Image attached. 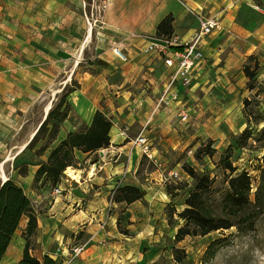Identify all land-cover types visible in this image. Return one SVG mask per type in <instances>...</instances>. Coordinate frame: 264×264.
Listing matches in <instances>:
<instances>
[{
  "label": "crops",
  "instance_id": "crops-1",
  "mask_svg": "<svg viewBox=\"0 0 264 264\" xmlns=\"http://www.w3.org/2000/svg\"><path fill=\"white\" fill-rule=\"evenodd\" d=\"M67 1L70 2L69 5ZM104 1L106 5L100 15L102 23L95 30L87 13V24L86 18L84 20L76 16L78 13L81 15L84 10L82 0H9L5 17L0 20V182L11 177L31 199L37 226L30 238L29 253L36 255L40 264L45 254L59 264L62 255L57 249H66L79 242L85 243V247L80 252L77 264H125L130 259L140 260L143 254L132 252L135 247H132L133 241L137 236H126L117 230L118 215L112 212L116 203L110 200V191L124 184H136L145 191L143 198L126 203L125 211L122 212L126 213L129 221H134L128 226L139 234L142 225L155 219L148 212V209H153L150 204L157 207L159 205V202L154 200L153 203L149 201L145 207L141 205V200L162 199L167 193L164 189L166 182L161 179L157 169L146 171L144 181L139 179L136 172L139 149L133 146L132 138L143 132L149 120L144 122L134 136L127 133L128 127L123 129L115 122L112 123L109 145L99 149L96 152L98 156L89 160V168H67V175H72L75 170L77 175L72 178L77 179L80 175L81 179L79 183L65 182L60 175L56 186L59 185L62 191L58 195L43 185L40 186L41 179L33 184L34 173L39 162L45 159V154L39 156L36 160L38 163L28 162L25 174L18 172L20 168L18 169L17 165L24 160L26 145L52 107V98L43 103L41 117L33 126L29 125L28 114L33 110L40 90L48 87L53 79L49 74L54 69L65 68L64 55L75 54L71 67L73 71L82 62L79 53H90L89 63H92L93 67L99 66L101 72L98 76H84L91 79L93 85L82 87L81 91L87 93L78 100H74L72 96H78L79 90H71L67 101L69 104H73L70 103L73 101L78 106H75L78 121L70 120L69 115L63 119L56 142L65 137L67 132L78 129L80 124H89L93 113L98 109L99 94L107 91V88H120L125 83H131V70L132 73H135V70L139 73L142 67L148 64V68L153 69L156 76L161 79L166 77L162 87L170 80L173 68L166 66L158 54L145 53L142 49L145 42L155 36L156 23L167 14L173 15L172 34L180 41L190 38L198 30L200 18L214 12L221 14L222 28L203 36L200 40V47L206 57L203 66L196 70L187 87L184 88L178 81L175 82L180 96L185 94L184 91L194 89H203L214 94L223 92V96L228 93L236 94L238 78L239 85L246 81L242 68L247 55H259L264 46V20L254 31L241 27L238 20L243 11L244 14H249L241 3L246 2L251 7L256 4L255 0ZM114 45L122 48L130 62L127 69L121 72L122 75L116 71L118 63L122 60L113 52ZM150 54L152 56H149ZM53 55L57 57L54 58ZM147 57L150 60H147ZM262 58L264 60V57ZM257 59L258 65L263 64L261 56ZM261 70L260 79L264 77ZM104 76L108 80L100 83L99 81L105 79ZM68 79L61 82L62 88ZM89 87L91 92L87 90ZM129 87L127 91H115L132 97L128 101L131 111L126 117H121L123 121L132 123L136 119L132 113L138 111L135 102L139 94H135ZM15 88L26 89L21 99L9 97ZM32 96L33 98H30ZM208 100L210 107L217 101L211 97ZM234 105V99L224 102L223 113L227 115L226 120L231 122L229 127L239 131L243 126L236 127L233 121L243 116L239 114L238 109L233 108ZM158 106L160 105L157 103L155 108ZM118 109L121 111V107ZM74 150L75 157L82 155L81 158H84L87 154L78 149ZM103 218L107 224L104 230H99V221ZM136 219L141 222L136 223ZM26 220L27 217L23 216L19 221L1 264H13L22 256L25 244L22 233Z\"/></svg>",
  "mask_w": 264,
  "mask_h": 264
},
{
  "label": "rangeland",
  "instance_id": "rangeland-1",
  "mask_svg": "<svg viewBox=\"0 0 264 264\" xmlns=\"http://www.w3.org/2000/svg\"><path fill=\"white\" fill-rule=\"evenodd\" d=\"M8 1L9 0H0V20H3L5 17L9 5ZM82 2L84 4V10L81 15L78 13L76 16L79 19L85 20V13H87L90 21L93 23L94 30L97 29L99 24L102 23L100 15L103 10V1L82 0ZM254 2L256 4L252 5H259L260 7L264 5V2H260V0H255ZM69 4L70 2L67 1V5ZM243 5L247 10L246 12L249 14H244L245 11H243V13L239 15L238 20L240 26L254 31L264 20V13L254 10L252 5L250 7L246 2L241 3V6ZM262 8L264 9V7ZM254 14L257 16H254ZM64 56V61L66 62L65 68L63 70L54 69V71L49 74V77L52 75L53 79H51L48 87H44L40 90L39 96L36 97L34 101V108L28 114V122L30 126H33L40 119L43 103L49 98H52L51 105H54L63 93L62 89L65 86L71 85L73 78L75 79V82L78 83V87L75 89L79 91L77 92L78 96L72 97L74 100H78L79 97H82L87 93V91H81V88H84L85 85H93L91 79H87V77L84 76H98V73L101 72L99 66L93 67L91 66L92 63H89L90 53H79V58L82 59V62L73 71H71V67L75 54ZM149 56H152V54ZM259 56H261L262 60V57H264V46H262L259 55H247L243 66L247 64L250 69H252L256 62L255 76L251 80L246 77V81L241 83V85H239L238 78V85H236L238 91L236 94L231 95V93H228L223 96V94H225L223 92H217V94H214L209 91L205 92L203 89L184 91L185 94L179 97V101H181L180 104L185 106V110L189 112L187 120H182L181 116L177 114L176 105H174L175 107L160 105L155 108L158 103V94L163 88L162 85L166 77L161 79L160 76H156L154 70L148 68V64H145L139 73H137V70H135V73H132L133 71L131 70V83H125L120 88H107V91L99 94V101L97 103L98 109H102L105 114L112 119V123L115 122L117 126L123 127V129H126L124 127H128L126 131L129 135H136V132L140 130L144 122L149 120L148 124L144 127L143 132L144 134L146 133L151 146L157 150V156L162 161L164 169L177 168L181 175L180 178L173 181H167L164 184V189L167 191L166 195L163 196L164 198L141 200V205L145 207H147L149 201L152 203L154 200L159 202L158 207L154 204H150L153 209H148V212L151 216H154L153 218L155 219H151V222L141 226V234L135 229L132 230L131 227L128 226L129 223H133L134 221H129L126 213H122L125 211L126 203H124V201H115L116 206L112 212H115L118 215L116 218L117 230L126 236H137V239L133 241L132 247H135L132 252L133 254H143V257L139 260L141 263L264 264V209H262L261 213H258L253 229H250L249 231L244 232V230L231 226L230 228H223L222 230L218 229L209 231L205 235L192 234L186 235L178 241L174 239V233L177 226L182 222V219L179 218L177 212L182 210L185 206V198L191 191L195 182L193 176L189 175L187 171L184 170L185 165L193 167L199 174L209 175L210 184L206 192L207 204H209L211 209L218 215L225 214L222 207L221 197L222 193L228 189L227 179L230 173L222 166L219 159L220 155L226 154L227 147L230 143H233V134L241 133L247 126L256 131L263 124H258L255 121L258 114L264 110V77L260 79L259 75L261 69V71L264 72V60H262L263 64L258 65L259 61L257 58H259ZM53 57L56 58L57 56L53 55ZM127 60V62L120 61L118 63V66L116 67L118 74L122 75L121 72L127 69V66L130 63L128 58ZM147 60H150V58L147 57ZM88 63L90 65H88ZM70 72L71 74L69 75ZM104 78L105 79L99 82L102 83L104 80H108L106 76H104ZM115 78H117V76H115ZM148 78H152V80H149ZM66 79H68L67 84L62 88L61 82ZM106 86L107 84L104 85V87ZM128 87L132 88L131 91L135 94H139V97L135 102L138 111H133L132 115L136 119L132 123H127L121 118L126 117V115L129 114V111H131L132 108L128 107L130 105L128 101L132 97L129 95L125 96L124 93L119 94L118 91H115H127L126 89H128ZM25 90L26 89L23 88H15L10 92L11 94L9 97L11 96L15 99H21L22 93H24ZM55 90H57V92ZM87 90L88 92L92 91L91 87ZM15 92L20 93V95L18 96ZM70 94L71 93L69 92L66 99H68ZM205 96L207 99H205ZM210 97L213 99L216 98L217 100L211 107L209 106L210 101L208 100ZM30 98H33V96ZM233 99L235 100L233 108L238 109L239 114L243 116L241 118H235L233 121L234 126H243L239 131L235 128L234 131V129L232 130L229 127L231 122L230 120H226L227 115L226 113H223L224 102ZM70 103L73 104H70L72 106L68 114L69 119L77 122L78 114L75 108L77 105L73 101ZM118 107H121V111H119ZM83 125L84 124H80L78 127L80 128ZM38 136V139L32 143L31 146L28 145L26 147L24 160L17 165L19 166L18 169H24V167L28 168V162L34 161L38 163L36 160L39 159V156L41 155L37 153V148L46 140V136ZM210 142V145L214 148L212 155H208L205 152L202 153L201 149L206 148V145L204 144ZM55 143L56 140L52 141L49 144V147L45 149V152L42 153L45 154V158L50 147ZM98 151L99 149L93 152H87L84 158H81L82 155L75 157L71 162L72 165H69L71 166L69 168H89V166H91L89 160L98 156L96 154ZM138 151L139 164L136 172L139 179L144 181V173L154 169L155 166L144 157L140 150ZM261 156L262 151L259 148V145L253 142L252 139L248 140L247 146L244 148L234 145V149L230 156L232 164L236 166L237 171L244 170L250 174L251 198L256 191L257 185H259L261 181L264 185V172L260 173L263 165ZM61 175L63 177L62 180L65 182L73 181L79 183V180L81 179L80 175L77 179L72 178L77 175L75 170L72 175L68 176L63 170ZM65 178L67 180H65ZM33 184L36 183L33 181ZM42 185L44 188L52 191L57 183L54 184L50 180L43 179L40 181V186ZM168 191H170V193ZM135 222L139 223L141 221L136 219ZM218 238L220 239V242L219 245H215L216 249L214 253L212 255H207L206 251L208 249V244ZM176 254H179L181 257L179 261L175 259Z\"/></svg>",
  "mask_w": 264,
  "mask_h": 264
},
{
  "label": "trees",
  "instance_id": "trees-1",
  "mask_svg": "<svg viewBox=\"0 0 264 264\" xmlns=\"http://www.w3.org/2000/svg\"><path fill=\"white\" fill-rule=\"evenodd\" d=\"M172 13L163 16L155 26V36H170L173 33ZM245 64L242 68L244 75L249 79L255 76V69ZM78 87V83L73 78L72 84L65 86L63 93L54 105L49 109L45 118L37 128L33 137L27 143L31 146L38 139V135L46 136L45 142L37 148V153L41 155L49 144L56 140L61 122L65 119L71 109L66 96L71 90ZM252 87V86H251ZM91 122L78 129L71 130L66 136L60 138L55 145L51 146L46 158L39 162L34 173L33 180L36 183L40 179L50 180L56 184L64 170L71 167V162L75 158V150L82 152H93L101 147L108 146L110 143L109 130L112 126V119L102 109H96L92 115ZM256 123H263L262 126L254 131L248 126L238 134H233V143L226 149V154L220 155L222 166L230 173L227 179V190L222 193V207L225 214L218 215L209 204H207L206 192L209 188L210 178L208 174H199L193 167L185 165L184 170L192 175L195 182L191 191L185 198V206L177 212L182 222L177 226L174 239L176 241L184 238L186 235L200 234L205 235L212 230H222L235 226L244 232L253 229L258 213L264 209V185L263 182L256 187V191L251 198V177L244 170H236L230 159L234 145L244 148L248 140L259 145L262 151V168L260 173L264 172V110L255 118ZM43 132V133H42ZM206 143V148L201 149L202 153L212 155L214 148ZM21 174L27 172V168L18 170ZM112 200L131 203L134 200L143 198L145 191L136 184H124L115 188ZM170 193V191H168ZM23 216L27 217L26 227L22 235L25 244L22 250V256L13 264H40L36 255L29 253L31 235L36 229V215L33 210L31 199L25 194L23 188L7 177L0 182V264L5 250L11 242V238L18 227V223ZM220 239H215L208 244L207 255H212L215 251V245H219ZM180 255L176 254L175 259L179 261ZM56 260L45 254L42 258V264H56Z\"/></svg>",
  "mask_w": 264,
  "mask_h": 264
},
{
  "label": "built area",
  "instance_id": "built-area-1",
  "mask_svg": "<svg viewBox=\"0 0 264 264\" xmlns=\"http://www.w3.org/2000/svg\"><path fill=\"white\" fill-rule=\"evenodd\" d=\"M103 1V8L106 5V2ZM252 8L256 11L264 13V9L259 5H252ZM198 30L185 41H180V39L171 34L170 36H153L149 38L144 47L142 48L145 53H154L158 54L166 66L173 68V74L170 80L163 86V90L158 96V105H165L177 107V114L181 116L182 120L188 119V114L185 110L181 101H179L180 93L179 88L175 85V82L187 87L194 77V73L197 69L201 68L205 63L206 57L200 47V40L203 36L212 33L215 30H220L221 26V14L220 12H214L209 16H204L200 18ZM113 52L118 56L122 61H127V55L122 51L117 45L112 46ZM132 144L139 147L140 152L147 158L149 162H152L155 168L159 172V176L165 182L173 181L177 178H180V172L177 168L165 170L163 167L162 161L157 156V150L151 146L148 141L146 133H139L132 138ZM64 170V169H63ZM65 172V171H64ZM66 174V173H65ZM67 175V174H66ZM68 176V175H67ZM66 179V178H65ZM62 191L61 187L55 186L52 190L54 194L60 193ZM115 188L110 192V200L114 195ZM98 229L104 230L106 227V219L99 221ZM85 243L79 242L75 243L64 249L61 247L58 250V253H61L62 258L59 264H77L80 252L84 249ZM125 264H143L139 260L130 259Z\"/></svg>",
  "mask_w": 264,
  "mask_h": 264
},
{
  "label": "bare ground",
  "instance_id": "bare-ground-1",
  "mask_svg": "<svg viewBox=\"0 0 264 264\" xmlns=\"http://www.w3.org/2000/svg\"><path fill=\"white\" fill-rule=\"evenodd\" d=\"M88 30H89V27H88ZM48 108V106H46V109ZM24 147V146H23ZM65 171V170H64ZM4 178H5V175L4 173L1 174Z\"/></svg>",
  "mask_w": 264,
  "mask_h": 264
}]
</instances>
